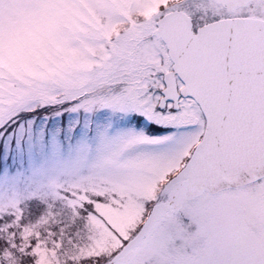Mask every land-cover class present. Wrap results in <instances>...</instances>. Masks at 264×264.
Listing matches in <instances>:
<instances>
[{
	"label": "snow or ice",
	"instance_id": "snow-or-ice-1",
	"mask_svg": "<svg viewBox=\"0 0 264 264\" xmlns=\"http://www.w3.org/2000/svg\"><path fill=\"white\" fill-rule=\"evenodd\" d=\"M0 264H264V0H0Z\"/></svg>",
	"mask_w": 264,
	"mask_h": 264
}]
</instances>
